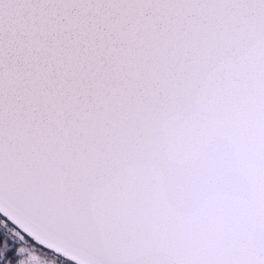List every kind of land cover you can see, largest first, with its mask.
Returning a JSON list of instances; mask_svg holds the SVG:
<instances>
[{
    "label": "snow or ice",
    "instance_id": "snow-or-ice-1",
    "mask_svg": "<svg viewBox=\"0 0 264 264\" xmlns=\"http://www.w3.org/2000/svg\"><path fill=\"white\" fill-rule=\"evenodd\" d=\"M0 264H264V0H0Z\"/></svg>",
    "mask_w": 264,
    "mask_h": 264
}]
</instances>
